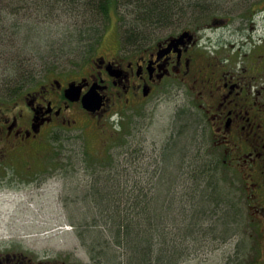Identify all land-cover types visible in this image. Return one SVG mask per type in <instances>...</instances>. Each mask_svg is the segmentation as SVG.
<instances>
[{
    "label": "rangeland",
    "instance_id": "1",
    "mask_svg": "<svg viewBox=\"0 0 264 264\" xmlns=\"http://www.w3.org/2000/svg\"><path fill=\"white\" fill-rule=\"evenodd\" d=\"M36 1L47 4L43 0H0V21L12 27L14 35L18 32L15 37L20 43L24 41L26 27L31 24L36 26H32L35 30L31 33L30 41L46 59L42 61L30 53L21 57L29 58L26 67L34 72L39 81L44 77L43 69L46 67L53 70L47 73L51 74L48 78L56 74L62 80L78 79L90 69L94 59L114 51L118 41L123 38L124 23L116 17L114 23L108 25L100 42L94 46L90 47L92 41L86 42V48L83 44L71 42L65 46L63 40L56 42L60 34L64 36L65 32L74 30V25L81 24L83 20L72 19V14L60 10L56 12L53 21L33 23L36 18L45 19L38 15L35 8L26 10L28 2ZM178 2L186 10L184 15H175L174 22L165 27L162 25L148 31L142 29L144 31L137 39L141 41L150 38L157 31L158 37L187 27L197 34L207 30L202 42L208 44L205 37L210 36L212 42L226 52L229 48L237 50L244 41L245 36L241 32L248 0ZM27 17H33L31 24L19 23ZM216 20L223 23L216 25ZM133 29L137 28L128 31ZM128 37L130 43L132 38ZM12 71L0 73L9 77ZM20 78L13 81L6 78V83H9L6 88L0 82V100L5 99L4 89L10 91ZM32 79L30 77L28 81ZM180 87V83L166 81L142 105L129 112L124 129V133L129 131V136L122 146L113 137L116 135V125L110 119H94L87 120L86 133L59 130L57 134L63 139L61 142H53L52 135L48 133L40 143L27 148L23 154L25 158H11V165L6 169L4 189L0 192V249L9 250L11 254L27 255L35 263L89 264L86 247L81 245L72 225L86 216L83 197L86 196V185L91 178L86 169L89 164L86 163V156L88 158L96 154V157L101 158L102 148L106 146H119L115 149L119 157L116 178L123 185L125 182L126 190L151 185L156 172H159L157 168L166 167L167 175L175 177V194L183 197L186 193L183 183H187L189 178L187 173L194 165L201 164L202 158L207 159L212 155L209 146L215 143L213 133L210 130L204 131L201 126L207 120V105L200 108L196 93L183 91ZM174 144H177V148L171 162L164 155V149L174 148ZM80 152L83 161L76 166L75 171L71 165L72 160ZM215 160L218 163L224 162L218 155ZM217 175L219 191L230 208L226 207L223 215L229 222L227 232L219 234L225 236V239L217 238L215 230H211L208 235H199L191 244L192 250L184 264H264V240L260 245L254 240L264 232L252 224L251 227L247 225L251 219L246 216L252 215L253 222L258 216L252 213L253 210H248L244 193L237 190L240 187L239 179L232 180L237 175L223 169L217 171ZM241 198H244L243 203ZM183 200L185 197L181 198ZM227 212L234 217H229ZM215 220L216 216L212 222ZM234 220L237 222L234 223ZM217 228L222 230L220 225Z\"/></svg>",
    "mask_w": 264,
    "mask_h": 264
},
{
    "label": "flooded vegetation",
    "instance_id": "2",
    "mask_svg": "<svg viewBox=\"0 0 264 264\" xmlns=\"http://www.w3.org/2000/svg\"><path fill=\"white\" fill-rule=\"evenodd\" d=\"M247 4L241 32L245 37L237 50L224 51L210 36L204 44L205 29L197 34L184 27L158 37L157 31L141 41L119 40L114 51L94 59L78 79L54 77L13 106L0 101V192L11 158L21 159L44 135L59 130L86 133L87 120L116 113L126 117L124 113L142 105L159 85L175 81L181 90L196 93L200 108L207 105L202 129L213 133L224 163L243 175L247 208L257 214L258 230L264 232V0ZM72 83L82 86L78 100L68 91ZM94 88L102 107L91 113L83 97ZM254 240L262 242L264 233ZM0 264L47 263L0 249Z\"/></svg>",
    "mask_w": 264,
    "mask_h": 264
},
{
    "label": "trees",
    "instance_id": "3",
    "mask_svg": "<svg viewBox=\"0 0 264 264\" xmlns=\"http://www.w3.org/2000/svg\"><path fill=\"white\" fill-rule=\"evenodd\" d=\"M43 1L47 4L36 1L28 2L26 5V10L35 8L38 15L45 18L44 20L36 18L33 23H48L60 10L72 14V19L81 18L83 20L81 24L74 25L75 29L69 33L65 32L64 36L60 34L56 42L63 40L62 44L65 46L69 42L83 44L85 48L86 42L92 41L91 46L87 45L90 47L99 43L108 25L114 23L116 17H119L120 21L123 20L124 24H122L125 27L123 38L120 41L127 43L129 42L128 36L132 40L137 39L144 28L148 31L155 27L160 28L162 25H164L162 27L170 25L174 22L175 15L182 16L186 11L178 0ZM196 4L200 3L196 2ZM32 19L33 17H27L19 23L31 24ZM31 25L36 27L34 24ZM32 26L26 27L24 41L20 43L15 37L18 32L14 35V29L9 25L1 24L0 21V71L5 73V71L13 70L9 77L0 73L2 75L0 82L4 85L3 88H6L9 86L6 78L13 81L17 77H22L13 88H10V91L4 89L5 99L0 101L9 102L12 105L17 104L21 102L22 96L27 91L35 89L56 76L55 74L48 78L51 74L47 73H52L53 70L46 67L43 69L44 77L40 81L37 80L34 72L26 67L29 58L21 57L30 53L42 61L46 59V56L31 44L30 36L35 30ZM132 28L137 29L128 31ZM30 77H33L32 81H28ZM16 98L20 100L17 101ZM123 115L126 117L122 116L120 124L115 126L116 135L113 136L115 141H119L117 142L119 146H122L129 136V131L124 133L129 115L125 113ZM51 135L53 142L63 140L56 133ZM119 146L102 148L100 153L102 159L96 157V154L88 158L86 156V163H89L86 169L91 176L86 185V196L83 197V201L86 202V216L77 224L73 223L72 226L76 229L81 245L86 247L89 264H184L189 251L192 250L191 244L199 235H208L211 230H215L217 238L225 239V236H219V234L227 232L229 227V222L224 219L225 208L229 207L219 191L217 171L221 172L223 169L237 175L236 179H232L233 181L239 179L240 187L237 190L242 192L245 189H243L244 179L241 172L231 170L224 162H216L217 155L222 157L223 161L226 160L219 147L209 146L212 155L207 159L202 158L201 164L190 168L191 170L187 173L188 182L183 183L186 187V193L183 195L185 200L181 201L183 197L175 194L177 186L175 177L167 175L166 167L157 168L159 172H156L151 185L126 190L125 182L123 185L116 178L119 157L115 149ZM176 148L177 144H174V148L164 149V155L166 154V158L171 162ZM214 152L217 154L214 155ZM82 161L80 152L75 160H72L71 165L74 166L75 171L76 166ZM241 199L243 203L244 198ZM227 215L234 217L232 213L227 212ZM215 216L216 220L212 222ZM246 217L251 219V222L249 220L247 223L249 227L251 224L254 227L259 226L255 219L254 222L252 221V215ZM219 225L222 227L221 231L219 228L216 230ZM256 244L260 245V241L256 240Z\"/></svg>",
    "mask_w": 264,
    "mask_h": 264
},
{
    "label": "water",
    "instance_id": "4",
    "mask_svg": "<svg viewBox=\"0 0 264 264\" xmlns=\"http://www.w3.org/2000/svg\"><path fill=\"white\" fill-rule=\"evenodd\" d=\"M81 90H82V86L77 85L76 83H72L68 91L70 92V94L75 95V97L74 99L73 98L71 99L78 100L81 95ZM83 104L86 110H88L91 113H96L97 111L101 109L102 99L100 95L97 93V91L95 90V88L89 91V93L83 97Z\"/></svg>",
    "mask_w": 264,
    "mask_h": 264
}]
</instances>
